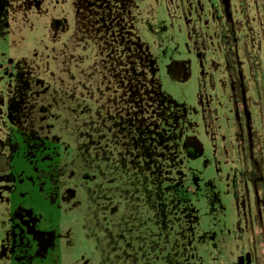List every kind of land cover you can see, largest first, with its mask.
Instances as JSON below:
<instances>
[{"label":"rangeland","instance_id":"obj_1","mask_svg":"<svg viewBox=\"0 0 264 264\" xmlns=\"http://www.w3.org/2000/svg\"><path fill=\"white\" fill-rule=\"evenodd\" d=\"M246 2L239 58L264 60ZM226 29L217 0H0V264H100L94 204L141 264H264V90L252 159Z\"/></svg>","mask_w":264,"mask_h":264},{"label":"flooded vegetation","instance_id":"obj_2","mask_svg":"<svg viewBox=\"0 0 264 264\" xmlns=\"http://www.w3.org/2000/svg\"><path fill=\"white\" fill-rule=\"evenodd\" d=\"M218 4L222 7L223 10V17L225 19L226 25H227V29L226 31L229 32V44L232 46L231 50L233 51V56H231V65L233 66L235 75H236V85L234 84V93H236V102H237V106L239 108V110L242 112L243 118L241 119L242 121V134L244 136V143L246 145V150L248 152L249 158H254L253 156V149H254V135L252 133L253 128H252V117L248 118L246 115V109H245V105H244V98L246 99V104H247V109L249 108V105H252V103H250L251 99L247 98L248 93L252 92V96H255V101L258 99L257 97L261 96V92H263L264 90V72H262L261 76L259 73V70L257 69V63H264V60L258 59L257 57H255V59H252L249 55V53H247L246 55V59L244 62L240 61V56H239V48H238V41L239 39L236 36V32H237V25L239 24L238 22L235 21L234 18V11H239L241 13L242 16L247 14V9H248V4L246 2V0H236L237 2V7L234 10V2L233 0H230V11L229 14H227L226 11V6L223 2V0H217ZM258 0H256V4L259 7V10L262 11L263 13V17H264V0H261V6H259ZM264 27V24H263ZM264 35V32H263ZM246 52H248V46L246 45ZM256 47H254L255 49ZM234 49H235V55H234ZM264 50V38L262 41L259 42L258 46H257V51H261ZM259 54V53H258ZM253 63V65H252ZM244 66H245V72H244ZM248 74L247 76L245 75ZM264 110V108H263ZM256 162L254 160H252V165H254V170L255 172L252 175V181L254 183V186L256 187L258 183H260V181L263 180V174L259 171L258 167L256 166ZM259 197H258V208H259V212L261 213V204L259 201ZM263 215H261L262 217ZM264 217V216H263ZM27 219V218H26ZM263 220L261 218L260 220V224L258 225V230L255 231L254 236H255V241L256 242L258 239L257 237H259V239H263L264 238V223ZM28 224V223H27ZM264 241V240H263ZM252 257V252L249 251V253ZM244 257H246L247 253L242 254ZM259 263V259L256 262H251V264H258ZM247 264V263H246Z\"/></svg>","mask_w":264,"mask_h":264},{"label":"trees","instance_id":"obj_3","mask_svg":"<svg viewBox=\"0 0 264 264\" xmlns=\"http://www.w3.org/2000/svg\"><path fill=\"white\" fill-rule=\"evenodd\" d=\"M2 158L4 159V161L1 160ZM5 161H7L5 160V157L0 155V168L1 162H3L2 169L10 170V166H7V162ZM7 178L9 179L8 176ZM124 192L125 195H127V192ZM89 203H95L90 196ZM94 205L97 207H95ZM94 205V208L93 206H91L90 210L88 211V219L90 220H88L87 223L84 225V230L86 231V235L90 236L93 240L92 242H94L95 244V249H97V254L100 257V264H141L142 260H145V258H147V253L145 251L146 246H144L143 243L142 245L138 244V242L131 243L130 241L125 239L127 232L122 228H117V226L113 227V229L111 230L101 228L105 223L109 222L106 219H102L101 217L102 213H106V211H104L106 207H101L98 204ZM136 207L137 206H134V208ZM123 223L125 222H122V224ZM93 224L94 227L98 226V228L100 229L98 230V233H100V235L91 232ZM152 252H154V250H152Z\"/></svg>","mask_w":264,"mask_h":264},{"label":"water","instance_id":"obj_4","mask_svg":"<svg viewBox=\"0 0 264 264\" xmlns=\"http://www.w3.org/2000/svg\"><path fill=\"white\" fill-rule=\"evenodd\" d=\"M225 6H226V11H227V14H229V11H230V0H223ZM244 105H245V109H246V115L247 117L249 118V112H248V109H247V104H246V99L244 98ZM237 117H239V112H237ZM252 262V257L250 254H247L246 257H242L239 261V264H251Z\"/></svg>","mask_w":264,"mask_h":264}]
</instances>
